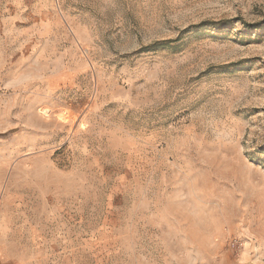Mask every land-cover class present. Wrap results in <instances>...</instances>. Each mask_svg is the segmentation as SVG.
Segmentation results:
<instances>
[{"label": "rangeland", "instance_id": "obj_1", "mask_svg": "<svg viewBox=\"0 0 264 264\" xmlns=\"http://www.w3.org/2000/svg\"><path fill=\"white\" fill-rule=\"evenodd\" d=\"M0 264H264V0H0Z\"/></svg>", "mask_w": 264, "mask_h": 264}]
</instances>
